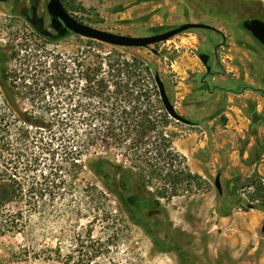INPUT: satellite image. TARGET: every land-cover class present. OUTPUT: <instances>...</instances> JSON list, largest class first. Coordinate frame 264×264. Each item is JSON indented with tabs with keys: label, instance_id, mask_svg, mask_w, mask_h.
<instances>
[{
	"label": "rangeland",
	"instance_id": "1",
	"mask_svg": "<svg viewBox=\"0 0 264 264\" xmlns=\"http://www.w3.org/2000/svg\"><path fill=\"white\" fill-rule=\"evenodd\" d=\"M48 1L0 2L4 71L0 110L6 108L4 101H15L30 121L22 138L18 130L13 133L14 185L22 188V197L0 210V264H86L87 259L88 264H253L251 260L264 264V231L261 223L257 231L250 230L249 224L258 221L257 211L248 208L260 204L264 181L258 173L239 174L227 160L231 150L240 144L245 147L259 132L261 123L253 126L251 114L253 110L264 114V106L253 89L244 96L229 95V102V96L218 89L220 80L212 78L220 70L232 80L239 79L234 89L246 83L264 89V68L254 77L242 47L250 40L247 33L237 23L216 22L211 25L223 37L191 29L147 48L115 46L75 34L51 40L20 14L21 7L35 3L50 27ZM201 1L62 0L79 21L132 36L198 22L206 16ZM223 2L237 4L247 15L264 11V0ZM127 3L131 4L125 7ZM252 5L261 9H251ZM201 52L211 55L212 75H207ZM110 53L130 63L134 58L148 61L164 80L178 113L198 122L189 125L171 117L168 130L174 150L184 157L186 168L201 178L183 185L170 199L160 197L164 186L167 195L172 193L165 181H156L146 192L139 182L125 177L117 188V180L93 170V162L99 159L134 168V162L114 147L93 142V126L84 120L90 100L85 96L86 67L98 60L96 55ZM248 101L254 106L242 108ZM237 104L241 111L230 108ZM258 144L264 150V139ZM76 149L82 154L77 164ZM219 172L221 193L215 184ZM230 179L237 181L231 193ZM134 195L138 205L128 200ZM157 201L160 206H151ZM229 211L233 214L225 216ZM232 231L240 241L231 251L225 242ZM245 231H250V237Z\"/></svg>",
	"mask_w": 264,
	"mask_h": 264
},
{
	"label": "trees",
	"instance_id": "2",
	"mask_svg": "<svg viewBox=\"0 0 264 264\" xmlns=\"http://www.w3.org/2000/svg\"><path fill=\"white\" fill-rule=\"evenodd\" d=\"M96 56L98 60L87 65L84 74L87 84L85 96L90 99L85 104L89 115L84 120L93 126V142L114 147L134 162L137 171L134 168L124 169L105 159L94 161L93 170L106 179L117 180V188L123 178L130 177L149 192L147 188L162 180L165 181L164 185L170 184L172 193L167 195L168 189L164 186L160 197L170 199L178 195L183 185L190 186L193 180L201 176L188 170L184 157L174 150L173 136L168 130L172 118L158 92L155 80L157 70L142 58H134V62L130 63L119 54ZM1 60L0 51V64ZM3 73L0 65L1 79ZM242 89H253L264 96L263 90L250 85H244ZM4 103L6 108L0 110V210L22 197V188L14 185L12 138L14 130H18L22 138L27 132L25 126L30 122L15 101L6 100ZM74 146L76 148L77 145ZM80 152L75 151V164L81 161ZM173 168L177 170L173 171ZM108 189L113 191L111 187ZM260 190L263 192L260 204L254 207L264 210V187L261 186ZM136 196L129 197V202L138 205ZM152 205L160 206V203L157 201ZM88 263L89 259L86 261Z\"/></svg>",
	"mask_w": 264,
	"mask_h": 264
},
{
	"label": "water",
	"instance_id": "3",
	"mask_svg": "<svg viewBox=\"0 0 264 264\" xmlns=\"http://www.w3.org/2000/svg\"><path fill=\"white\" fill-rule=\"evenodd\" d=\"M3 1L5 0H0V2ZM130 4L131 3H127L124 6L128 7ZM47 10L49 15L51 16L50 27L46 25L45 16L39 14L38 6L35 3H33L30 7L23 6L20 9V14L25 17V19L34 27V29L40 35L48 37L52 40H60L71 34H75L115 46L147 48L153 44L167 41L172 37L191 29L214 28L211 25H207L204 23L185 22L164 32H159L148 36H132L101 30L82 21H79L68 12L62 0H49L47 4ZM243 25L247 30L252 31L253 34L264 44L263 21L258 19H249L244 21ZM199 58L206 66L207 72H211L212 64L210 63V54L207 52H201L199 53ZM155 80L159 89L160 98L162 100L163 106L165 107L168 114L172 118L182 123L189 125H197L198 122L188 119L178 113L173 101L168 95L164 80L162 79L159 73L156 74ZM262 118V114H260L258 111H254L251 115V122L252 124H257L262 120ZM220 176V173H218L215 179V184L218 190L222 192ZM248 208H254V205L249 204Z\"/></svg>",
	"mask_w": 264,
	"mask_h": 264
},
{
	"label": "crops",
	"instance_id": "4",
	"mask_svg": "<svg viewBox=\"0 0 264 264\" xmlns=\"http://www.w3.org/2000/svg\"><path fill=\"white\" fill-rule=\"evenodd\" d=\"M212 78L214 81L217 79L220 80L221 83H220L218 89L221 92V94L226 93V96L233 94V95L240 97V96L246 95L248 91L252 90V89H242L243 87L241 86V89L239 88L240 90L236 91L233 88V85H236L238 83L239 79L234 78L232 80L229 77H227V75L220 70L219 71L215 70V75H213ZM244 85H249V84L246 83ZM259 89H261V88H259ZM261 90L264 91V89H261ZM253 91H255V90H253ZM255 92H256L255 94H256V98L258 100V103L263 104V106H264V96L259 91H255ZM253 98L255 99V97H253ZM228 99L230 102V96ZM250 102L248 101L247 104H243L241 107L242 108H244L245 106L249 107V105L254 106L255 103L253 101H250ZM258 107H259V105H258ZM230 108L233 110L241 111L239 104H237L236 106H231ZM254 111H258V110H253V112ZM262 115H263V118L260 121L261 124L258 125L259 132L253 133L251 135L252 140L245 147L242 144H240L239 148L237 150H231L230 154H229V159H227V160H229L232 163V166L235 169H238L239 174H245L246 176H250L252 173H258L261 175V179L264 181V150L261 149V147L258 144L264 139V114H262ZM238 120H240V119H238ZM252 125L255 126V124H252ZM219 173L222 176L221 172H219ZM239 174H237V176H239ZM221 176H220V181H221ZM234 176H236V175H234ZM236 182L237 181L235 179H230V184L232 185L231 186L232 191L234 189V185ZM250 209L257 211L255 213V216H256V221H258L255 224L254 223L249 224L250 230L257 231V228H258V226H260V223H261L262 231H264V210L262 208H250ZM244 213H249V212L244 211ZM232 214H233V211H229L228 213H226L225 216H231ZM223 231L224 230H221V233H223ZM231 233H232V236L230 235L231 237H230V239L227 240V242H225V245L229 246L231 251H232L233 248L235 247V244H238V242L240 240H239L238 236L235 240L233 238V235H234L233 231ZM245 234L247 237H250V231H245ZM248 240H247V242H248ZM255 249H256L255 244H253L252 251H254ZM261 257L263 258L264 254H261ZM262 258H261V260L263 262L264 259H262ZM249 262L250 261H247V263H249ZM251 262L253 264H256V261H254V260H251ZM260 263H261V261H260Z\"/></svg>",
	"mask_w": 264,
	"mask_h": 264
},
{
	"label": "flooded vegetation",
	"instance_id": "5",
	"mask_svg": "<svg viewBox=\"0 0 264 264\" xmlns=\"http://www.w3.org/2000/svg\"><path fill=\"white\" fill-rule=\"evenodd\" d=\"M6 1V0H5ZM3 1V2H5ZM31 3L29 7L32 5ZM201 7L204 9V13L206 16H203L199 18L198 22L194 23H204L207 25H211V23H216V22H222V23H237L239 24L238 29L246 32L247 35L249 36L250 40L247 43H242V47L246 49L249 55V67L251 69V73L253 74L254 77L258 75L259 69L264 68V44L261 40H259L252 31L247 30L243 23L246 20H251V19H258L264 22V11H259V12H251L250 14H245L244 11H240L238 5L236 4H225L223 0H202L201 1ZM199 6V7H200ZM22 8V7H21ZM251 9H261L259 6L252 5L250 7ZM224 14V16H222ZM46 18V17H45ZM51 19V17H50ZM214 27L213 25H211ZM202 30V29H200ZM204 30V29H203ZM205 30H210L212 32H215L223 37V33L220 29L214 27L213 29H205ZM48 38V37H46ZM50 39V38H48ZM52 40V39H51ZM210 63L212 64V70L211 72H207V75H212L214 73L213 70V62L211 59L210 55ZM262 67V68H261ZM215 74V73H214ZM213 74V75H214ZM205 81V80H203ZM262 83L264 82L261 80Z\"/></svg>",
	"mask_w": 264,
	"mask_h": 264
}]
</instances>
